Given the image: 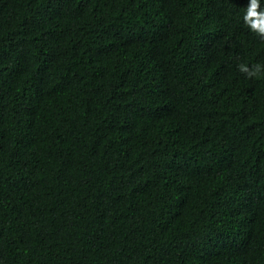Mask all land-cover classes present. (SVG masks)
<instances>
[{"label": "trees", "instance_id": "trees-1", "mask_svg": "<svg viewBox=\"0 0 264 264\" xmlns=\"http://www.w3.org/2000/svg\"><path fill=\"white\" fill-rule=\"evenodd\" d=\"M247 4L0 0V264H264Z\"/></svg>", "mask_w": 264, "mask_h": 264}, {"label": "clouds", "instance_id": "clouds-1", "mask_svg": "<svg viewBox=\"0 0 264 264\" xmlns=\"http://www.w3.org/2000/svg\"><path fill=\"white\" fill-rule=\"evenodd\" d=\"M242 20L251 33L264 39V9L261 7V0H248ZM238 71L248 79L260 78L264 76V64L256 63L249 66L246 63H240Z\"/></svg>", "mask_w": 264, "mask_h": 264}]
</instances>
